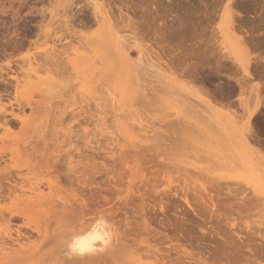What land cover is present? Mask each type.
<instances>
[{"label": "rangeland", "instance_id": "rangeland-1", "mask_svg": "<svg viewBox=\"0 0 264 264\" xmlns=\"http://www.w3.org/2000/svg\"><path fill=\"white\" fill-rule=\"evenodd\" d=\"M117 1L118 0H105L104 1L105 7H106L105 9L108 11V13H109V9H110L109 14L112 13L111 16L113 18H115V19H113V18L111 19V16L108 14V17L110 19V23L113 25L112 27L115 26L114 31H116V29H117L119 34H121L123 37H125L127 34L126 37L128 39H130V42L128 44H129V46H133L130 49V55H131L132 59L135 61L137 68L132 73V76L140 74V75H138L139 81H138V83H136L137 85L133 86V88H134L133 89V92H134L133 97L137 95L136 97H139L141 99L140 100L139 98H137L138 100H136V104L134 107H135V110H137L139 113H141V112L143 113V114L142 113L139 114L140 115L139 119H138L139 115L135 116V119H137V121L138 120L140 121V118H141V121L143 123L140 121L142 123V124H140L141 126L138 124L139 122H137V121L134 123V125H136L135 126L136 129L133 131V133L137 132L136 135H135V133L133 134L134 135V139H133L134 144L127 142L126 139L121 134L117 133L115 128L112 127V123H111V127H110L109 123H110L111 119L110 120L107 119V118L112 117V115L114 114V111H115L114 109H116V107L113 105H111V107L108 106L107 105L108 102L106 101L112 92V89H111L112 87H111L110 82H112V80H113L112 84L113 83L116 84L115 83L116 77H115V75H113V70H112V67L114 64L113 63L112 64L107 63V61H106L105 65L103 64L104 66H102L100 68L101 70H104V72H106V73L103 72L104 74L102 73V77L100 75L99 76L97 75V74L101 73L100 72L101 70L98 71L94 67H96L98 65L97 66V68H98L100 66L99 64L101 61L98 62L99 64L97 63V65H96L97 56H95L96 57L95 58L93 56V53L90 52V50H93L94 45H92V44L89 45V40H86V37H87V39H88V37L90 39L92 34L97 31V25L94 24L95 23L94 22V16L91 14L92 9L89 7L87 0H73V1L72 0H0V99L2 100V103L4 104L3 105L4 108L0 114V123L2 124L3 122H7V123L9 122L8 124L11 128L8 130V133H7L8 137H6V135H3L0 132L4 136V137L2 136L4 139L2 138V140H0V166H1L0 167V169H1V171H0V179H1L0 180V207H1L0 211H3L0 213L5 217L4 219L9 218L8 210H3L4 207L12 208L11 206L8 205L9 201L7 200L5 192H7L8 187H12L16 183H19L22 179L26 178L23 176H22L23 178L18 176L17 173H20V174L25 173L26 169H28L27 168L28 166L30 169L33 166L32 170L34 172H36V173H33V175H31V174L28 175V177H30V179H32L31 182L37 183V185L40 186V188H42L43 192L47 190V188L44 186L45 185V179H42L45 177L44 175L46 174L45 172H44L45 174L42 173L44 171V169L42 170V165H43V161H44V165L47 164L50 167L49 169H47V171H49L48 172L49 175L52 176L53 179L55 177L54 180L57 179L56 182L58 183L57 185L59 186V189H58V187L57 188L55 187L54 191L51 190L52 192L50 191L51 192L50 194H49V190H47L46 191L47 195L44 199L46 201V199L48 198L47 200H49V201L47 203L51 202L49 204L44 205L47 208L50 207V208H48V211H49V209H51L50 211H52V213H51L52 215L49 218L50 221H48L46 224H49V226H52V228L50 227L49 232L51 233V236H55L56 234H58V231H62V229H63V231H65V230L71 228L72 225H74V224L76 225L77 222L82 217H84L86 215L87 209H90L95 203H99L101 205V203L106 202V204H107V201H109V203H110L109 206H111L112 202H113L112 205H114V203L117 202V200L115 198L116 194L113 195L115 193V190H117L116 187H114V185L116 184L117 188L119 186V188H122V190L124 189V187L126 188L127 178L129 175L128 174L129 172L127 171L128 167H132V165L139 163L140 165L139 164H137V165H139L140 169L141 168L144 169V174L146 175L145 176L142 172L141 173L142 176H144L146 179L148 176L147 183H151L152 182L151 179L154 177L156 178V176L157 175L159 176L160 174L161 175L159 177L164 176V179L166 178L165 181L163 179H161V180H159V182L156 181L155 179H153V182L159 188L158 189L159 194H162L165 192V196H163V194L162 195L155 194L151 190L150 191L148 190V193H147V188L151 185L147 184V186L149 185L148 187L147 186L145 187V185H143V184L141 185V183H144V184L146 183L144 181L139 184V187L140 186L145 187L146 189L143 188V190H139V191L142 192V191L146 190L145 191L147 193L146 198H148V199L145 198L146 199L145 201L147 203H149V206H155L154 207L155 210H157V205L159 204L158 203L159 198L163 196L162 200H164V202H162L161 206L163 209L164 216H162L161 221L166 226H169V227L172 226V228H174L176 226L175 227L176 229H177V227H179L178 228L179 232L177 231L179 233V235H178L179 239L184 238L187 240L189 238V240H187V241H191L192 244L195 246L191 250L189 249L190 247H187L190 251L195 249L193 252L202 251V252H200L202 254H204L206 252V254H204L203 256L207 257L209 255L207 258L208 259L211 258L210 261H208V263H210V264H226V263L227 264H229V263L230 264H247V263L248 264H255L256 262H257V264H264V253L262 255V252H264V251H262V250H264V124H262L260 118L254 119L252 117L250 119L251 123L249 122V125L252 124V125H250V128L252 127L253 130H251L252 133H251L250 138L247 137L249 145L247 147L243 148L240 145L238 140L242 134L245 135V132L242 131V127L240 126L239 123L234 124V125L231 124L226 119V117L224 116V112H220L218 118H216V121H213L212 125L213 124L215 125L214 128L208 126L206 123H203L201 117L205 113L204 107H203L204 105L199 103L198 101H196L193 97H191V98H190V96L188 97L187 89L190 86L191 82L188 81L189 79L186 81V78L181 77V74L185 73L184 70L187 72L191 65L193 67L197 63L198 66H195V67H199V68H197V70H198L197 71V73H198L197 77H198V80L201 82L198 83L200 85H198L196 83H194V85L193 84H191V85L194 86L195 89H197V87H198V89H199L198 91L199 92L201 91V92H203L202 94H205V96H203L201 94L203 99L205 101L209 102L211 105H214L216 108L222 109L221 108L222 106L220 104L228 103V105H230V109H232V110H230L231 113H236L235 116H240L238 114H242V111H241L242 109L237 107L238 100L240 99V98L236 97L237 96L236 94L238 91L236 89L234 82L230 79L229 80L231 82L229 80H227L228 74H225L227 72H225V70L221 71L222 69L219 70V68L216 66V64L213 65L215 63V61L213 59H210V61H207L208 62L207 63L205 61H202L200 59V56L197 54L190 56L189 57L190 61L187 59L189 62H187L186 58L184 60H182V58H179V56H180L179 53H176L174 51H173L174 54L167 52V51H169V49L167 50V48H165V47L164 48L166 50L163 49V51L165 50L163 52L164 54L163 53L157 54V51L160 52V48H161L158 45H161L162 47H163V45H165L164 43L162 44L161 43L162 41L160 40V43L157 45V47L158 48L160 47V48L157 49V47L155 46L156 42L157 43L159 42L160 36L158 34H160L161 29H166L165 27L169 24V21H171L173 19L172 17L174 15L175 16H176V14L181 15V13H183L181 8H178V10L181 9V11L179 10L181 13L177 11L178 13L175 12L176 14L174 13V15L171 14V15L165 17V18L168 17L169 19L168 18L164 19V17H159V18H155L154 20H152L153 14L150 13V11H152V7H150V6L145 7L143 5H140L139 8L136 7L138 9L132 8L134 11H136V12H134V11H132V9H130V10L127 9V7L124 4L122 5V3L120 4V2L119 1L117 2ZM218 1L219 0H217V2H216V0H212V1L211 0H185V1L182 0L181 5H183V7H185L184 9H186V7H187V9H188V7H189V9L191 8L190 9L191 11L194 8H196L197 11H199V10L203 11L204 9H206V7L208 9L210 6H214V4L216 5L218 3ZM237 1H238V3H237ZM70 2H74V3L71 4ZM182 2L186 5H184ZM233 3H236L235 5L238 4L237 5L238 6L237 11L240 9L239 13H237V17L235 15V17L237 19V22L235 23V25L236 24L241 25L242 26L241 30L242 31L244 30L243 32H241L243 35L241 33L238 35L239 36L241 35L242 38L245 37L244 39H246L248 37L257 36V35H258L257 37L262 36L264 34V27L262 28V25H260L262 23L259 22V20L262 21V17H263L262 13H264V0H233ZM192 4L193 5L195 4V5L193 6ZM208 4H209V7H208ZM120 6H123V7L125 6V7L124 8L121 7V11L118 12L119 11L118 9ZM142 6H143L144 10L142 9ZM198 8H199V10H198ZM200 8H202V9H200ZM145 9H146V11H145ZM147 11H149L148 15H147ZM121 13H122V15H121ZM140 13H143V14L139 15ZM118 14L121 15L120 18H119ZM198 15H199V13H198ZM146 16L149 18V20ZM175 16H174V18H176ZM159 19H161V20L159 21ZM143 20H145V21H143ZM163 20L165 21L164 23H163ZM198 20H200V19H198ZM149 21H151V22L149 23ZM166 22H167V24H166ZM198 22H197V24L195 23L196 24L195 26H197V27L196 28L194 27L197 30V32H199V30L202 29V28L199 29V27H201V26H198L199 25ZM152 23H153V25H152ZM162 25L164 28L161 27ZM212 26H213V24H211V27ZM213 28H215V26ZM208 29H210V28H208ZM134 33H136V34L134 35ZM123 34H125V35H123ZM130 34H131V36H129ZM207 34L209 35L210 38L214 36V35L211 36L212 35L211 32H210V34L209 33H207ZM83 35H84L85 39H84ZM250 35H253V36H250ZM79 36H82L83 38L82 37L81 38L84 39L86 41V43H84V42L81 43V41H84V40H81V38H78ZM217 36H219V35L217 34ZM239 36H235V37H239ZM129 37H133V39L129 38ZM136 39H140V40H136ZM131 40H135V41L131 42ZM76 41H78V42H76ZM53 43H56L57 45H59L61 47H65L66 48L65 50H67V53H70L71 52L70 48H74L75 45L81 44V47H82L83 45L86 44L85 47L87 49V51H86L87 55L82 59L83 64L81 63V66L77 67L76 70H71L72 67H70L71 65L69 63H67V61H69V59H71L73 56L67 57V55L63 60H61L63 57L61 59H59V62H61L60 65L49 63V61L44 59L42 55L44 54V52L47 49H49L51 47V45ZM211 44H214V42L213 43L211 42ZM87 45H88V48H87ZM89 47H91L92 49ZM136 49L140 50L143 55L141 54L142 56L138 57V53H136L137 52ZM155 50H157V51H155ZM256 50L259 52H255ZM249 51H250L249 57L251 58L252 61H250V66H249L250 75L246 77V80H247V83L250 82V84L245 86L246 93L244 94L243 97L250 100L252 98L250 95L253 96L252 91H253V89H255L253 87L257 86L259 89L258 92L260 94L259 97L262 96L261 102L264 106V91H263L264 90V73H263L264 72L263 71L264 70L263 69L264 68V55H263L264 49H262V48L255 49L253 53H252V49ZM155 52H156V54H155ZM161 52H162V50H161ZM195 52H196V50H195ZM177 54L179 56H177ZM156 55H158V56H156ZM169 56L170 57L172 56L174 58L171 57L172 59H169L170 58ZM137 57L139 59L140 58L141 59L139 60ZM255 58H258V59H256V61H255ZM175 60H177V61H175ZM104 61L105 60H103L102 62L104 63ZM180 61L181 62L183 61V62L181 63ZM77 62H79V61H77ZM176 62H178V63L176 64ZM210 62H211V65H210ZM62 63H63V65H62ZM180 63L182 66L180 65ZM198 63H200L201 65H199ZM73 64H76V62L75 63L73 62ZM183 64L185 67L183 66ZM28 65L33 66L32 67L33 69H36L37 67H39V71L42 72L41 76H44L43 78H46L45 77L46 75H43L44 69H45V71L49 70L51 72H55L56 75L53 73L55 75V76L53 75L55 79L54 78L53 79H54V81L57 82L54 84L56 87L53 84L49 83V81H48L49 79H48L47 82H48V84H50V86L46 85L47 83L46 84L44 83L45 85L41 84L42 86L39 83L38 84L36 83L37 85H40V86L37 87V85H36V88L32 89L31 91L29 90L30 92L28 91V89H29L28 87H27L26 91H25V89H17L16 90V88L14 86L15 80L12 77L15 76L18 78V80L22 81L21 76H22V74H25V73H23L24 70H25V72H27L28 70L26 68H30V66H28ZM78 65H79V63H77L76 66H78ZM171 66H173V67L171 68ZM169 67H170V69H169ZM175 68H177V69H175ZM202 68L204 70H202ZM41 70H43V71H41ZM39 71H38V73L41 74ZM172 71H174V73ZM177 71H180V72H177ZM76 72H79V75ZM167 72H169V73H167ZM176 75L178 76V79H177ZM167 76H170L172 78L171 79L172 81H169L166 78ZM174 77L176 79H174ZM99 78H101V79H99ZM181 78L184 80H182ZM44 81H45V79H44ZM164 81H165V83H167L169 85L165 84V87H164V85H163ZM87 82H89V83H87ZM90 82H91V84H90ZM187 83L189 84V86H187L188 85ZM201 83H202V85H201ZM108 84H110V85H108ZM195 84L198 86H196ZM162 85H163V87H162ZM249 85L252 89L249 88ZM51 86H52V88H51ZM74 86H75V88H74ZM148 87L150 89L152 87H154L155 89L154 88H152V89H154L155 92H153V90H150ZM146 88H148L149 91L152 93H150L148 91L150 94L148 93V96H147L148 98H146L147 100L146 99L144 100V98L142 96L144 95V91ZM88 89H90V90H88ZM18 90H20V93L22 92L21 95H20ZM22 90H24V91H22ZM145 92L147 93V89ZM28 93H29V95H28ZM224 93H226V94H224ZM22 94H24L25 96ZM107 94H109L108 97L106 96ZM138 95H140V96H138ZM208 95L209 96L211 95V97L208 98ZM227 95L228 96L230 95L229 96L230 100H229ZM212 96H213V99H212ZM210 98L213 101L212 100L210 101ZM27 99H29L28 101H30L29 106H27V104H26ZM77 99L79 102L77 101ZM184 99H189L191 104H195V105H193L194 108H192L193 106H191V108H188V107L184 108V106H181V108H183L181 110L180 102ZM109 100L110 99H108V101ZM85 101H86L87 105H86ZM214 101H215V103H212ZM103 102H105V103H103ZM100 105H102V106H100ZM103 105H106L105 106L107 109L106 115L103 114L106 111V109H105V111H104V109H102ZM20 106L22 108H24V111H25L24 114H22L21 112L19 113V111H20L19 107ZM62 107H63V110L61 109ZM195 107H197V108L195 109ZM30 108H32L33 110ZM187 108L190 111V113H188ZM51 109H53V110H51ZM61 110H62V112H61ZM80 110H82V111L80 112ZM102 110L104 112H102ZM184 110L187 111V116H186L187 118L185 117L186 114H185ZM202 110H203V112H202ZM233 110H236L237 112H235V111L232 112ZM262 110L264 111V108ZM182 113L184 116H182ZM177 114L181 115L180 116L181 118ZM17 115L20 117V120H19V117ZM110 115H111V117H110ZM184 117H185V119H184ZM100 118H101V120L103 118L102 122L99 121ZM179 118L183 119L184 121L186 120V121L183 122ZM106 119H107V121H106ZM198 119H201V120H198ZM218 119H219V121H218ZM2 120H3V122H2ZM21 120L23 121L24 124L22 122H19ZM25 120H26V122H25ZM237 120H239V118ZM105 121L108 123H106ZM195 121L197 123L199 122V124L202 122L201 123L202 125H200L199 127L203 128L202 130L205 131V133L203 131L202 135L203 136L207 135L206 138H204L201 135L204 140L200 139V137L197 138L195 136V135L198 136L197 132H195L196 133L195 135H194V133L192 134V132L189 133L190 131L187 128V125L185 126V124H184L187 122H188V124H190V122L194 123ZM103 122H104V125L102 124ZM174 123L178 127L180 125L179 129L177 128L176 125L172 126ZM98 124H99V126H98ZM113 124H115V123H113ZM167 124L171 125L170 127H172V128L169 129L170 127ZM53 125H54V127H53ZM102 125L107 126L108 127L107 129H109L107 131H109L110 133L103 130L104 127ZM147 126H148V128H147ZM217 126H219L218 129H217ZM207 127H209L210 129L212 128V129L211 130L209 128L207 129ZM166 128H168V129H166ZM215 128L217 130H215ZM137 129L138 130L141 129L140 130L141 132L138 131ZM143 129H144V131H142ZM100 130H101V132H100ZM185 130L186 131L188 130L189 132L188 131L186 132ZM50 131H52V132H50ZM253 131L256 133H254ZM219 132H221V133H219ZM10 133H12V134H10ZM167 133H168V135H167ZM170 133H171V135H170ZM199 133H201V132H199ZM174 134H176V135H174ZM191 134H192V136H191ZM221 134L223 137L221 136ZM137 135L140 136L142 139L141 138H139L141 140L137 139L135 137ZM169 137H170V139H169ZM116 138H118V139H116ZM176 138H178L179 141H177ZM186 138H187V141L189 140V143L187 141L185 142ZM207 138H209V139L213 138L218 144L220 143L219 145L221 148L224 146L221 149L220 154L223 155V153H224V155L228 156L227 159L223 160V163H219V164L217 163L216 168H215L216 165L214 163V160L217 162V160H216L217 157H215L217 155L214 154L215 155L214 156L212 153V156H211L210 153L207 152L206 157H205V154L199 153V150H198L200 147L199 144H202V148H203V144L205 143V139H207ZM12 139L14 141H12ZM62 140H63V142H62ZM250 141H251V143H250ZM15 144L18 147H16ZM181 144H183V145H181ZM222 144H223V146H221ZM132 145L133 146L135 145V146L133 147ZM174 145H175V147H174ZM192 145H193V148H196L197 146L198 147L196 149H192V147H191ZM167 146H169V147H167ZM180 146L181 147L184 146V147L181 149ZM186 146H188V147L190 146V148H188ZM205 146L207 147V145H205ZM15 147H16V150H17V148H18V150H20L19 153H16L17 155L14 154V157L17 156L18 158L17 157L11 158L10 151H12V150L14 151ZM225 147H227V148L225 149ZM167 151H169V153ZM171 151H173V152H171ZM174 152H176V154H174ZM177 152L178 153L180 152L179 153L180 155H177L178 154ZM211 152H214V151H211ZM227 152H230V153H227ZM23 153H25V155ZM214 153H216V152H214ZM18 154H19V156H18ZM228 154H230V155H228ZM194 155H196V157H194L195 159L193 158ZM200 156H202V160H201ZM199 157H200V160L198 159ZM1 158H2V160H1ZM10 158L14 161V163H12L13 161L10 160ZM204 158H206L208 160L204 161ZM209 158H211V159L209 160ZM229 158L231 160H229ZM3 160H5V161H3ZM211 160L213 161L214 164L212 162H210ZM203 162L204 163L206 162V163L204 164ZM237 163H238V165H237ZM36 165L39 167L41 166V168L37 167ZM164 165H166V166L169 165V167L167 166L168 168H166V166H165L163 168L162 166H164ZM205 165H206V167H204ZM194 167H196V168H194ZM202 167H204L203 170H205V171H202ZM210 167H212V168H210ZM248 167L254 170L253 172L256 175L255 176L256 181L254 179V181L250 180V181L246 182L244 179H242L243 177L247 176V174L245 175V173H247ZM37 168H39L41 170V172H39L40 170ZM217 168H219V169H217ZM30 169H28V170H30ZM89 169L91 170V172ZM187 169L192 170V173L194 174V172H195L198 176L191 174L190 170H189L190 172L188 173ZM206 169L212 170V172L210 170L209 171L211 172V175L215 178L219 177V176H222V177L224 176V177L220 179V182L218 181L219 186L214 184L212 187V183H211L210 184L211 187H210L209 182H206V183L204 182V184L206 185L205 187L207 189L206 190L207 193L202 192V194H201L202 196L199 195V193L201 192L200 189L198 188L199 189L198 190L196 187L198 192L197 191L194 192L197 195V196H195V194H194L193 195L194 197H198V198L201 197L203 199L205 197V199H207V195L208 194L212 195V193H213L214 194V195H212L213 200L215 202L218 201V204H220V205L226 203L227 207L229 206V204L231 205V203H233L231 206H234V205L238 206V204L240 203L239 201L244 200V199H245V203L249 202V200H250L251 201V202H249L250 204L251 203L257 204V205L251 204L250 205L251 209H249L250 212H247V213L238 214L237 212H234V211H232V212H229V211L220 212L221 214H223V222L221 224L222 229L219 231V236H220L221 240L217 239V238L215 240V239H212L211 237H208V235L206 236L207 233L213 235L214 229L211 228V225H212L211 223H206V222L203 223L201 221V219H199L197 217L194 218L191 213H189V214L192 215V216L190 215L192 218L189 216V214H188V216L190 219L188 218L187 215H185V217H184V214H181L183 208H185L183 205V202L180 201L181 199L179 197L177 198L176 196L175 197L172 196L175 189L177 187L179 188L178 185L183 186V184L185 183L184 180H186V182H188V183L191 180L193 183H195L194 185H196V184L198 185V184L203 183L202 181H205L204 179L207 176L206 181H208V179L210 178V177H208V176H210V173H209V175H206L208 173V172H206ZM245 170H246V172L244 173ZM165 171L171 177H173V176L174 177L171 178L168 174H167L168 176L165 177V175H164L166 173ZM241 171H243V172L241 173ZM86 172H89V173L86 174ZM111 172H113V173L111 174ZM201 172L202 173L206 172V173H204V175H202V174L199 175ZM41 173H42V175H41ZM38 174H40L42 177H40V175H38ZM151 175H152V177H150L151 178L150 179L149 176H151ZM192 175L194 177H191ZM38 176L40 178L36 180V178ZM2 177H4V179ZM190 177L192 179H196L197 181L192 180ZM167 178L168 179L170 178L169 181L172 183L169 186H168V182H166ZM197 178L201 182L198 181ZM187 180H189V181H187ZM84 181H85V183H84ZM238 181H241V182H239V186H243L242 187L243 188V190H242L243 194L239 193V195H234V194H238V192H240L239 190L242 189L240 187V189L237 190V187L239 188L238 183H237ZM24 182L26 184L25 183H24L25 185L23 183L22 184L25 187H28L27 182L26 181H24ZM153 182L151 183L152 186H153ZM235 182L237 185L235 184ZM112 183H113V187H112ZM220 184H222V185H220ZM225 184H227V185H225ZM234 184H235V186H234ZM244 184L246 186H244ZM174 186H175V188L173 189ZM229 186H231V187H229ZM170 187L173 190L170 189ZM216 187L218 188V191H216V189H217ZM223 187H224V189H223ZM228 188H230V189H228ZM233 188L234 189L236 188V190H234ZM24 189H27V188H24ZM150 189H152V187ZM113 190H114V193H113ZM166 191H167V193L171 192V195L168 194L169 196H166L167 195ZM236 191H238V192H236ZM46 192H44V193L46 194ZM141 192H139V193L141 194ZM73 193L75 195H78V197L75 196ZM122 193H123V191H122ZM177 193H179V192H177ZM205 193H206V195H205ZM71 194H72V196H74V198L76 197V199L79 198V196H80L82 203L85 205L84 208L79 207L78 206L79 203H78V205H74V203L76 201L74 202L73 197L72 196L70 197ZM142 194H144V192H142ZM135 196H137V195H135ZM193 196H191V197H193ZM248 196H250V197H248ZM49 197H51V198L49 199ZM144 197H145V195L142 196V199H144ZM167 197L169 199H167ZM3 198H5V199L2 200ZM70 198H72L73 200ZM56 200H58V201L56 202ZM66 200L67 201L69 200L68 203H65V202H67ZM105 200H107V201H105ZM112 200H114V201H112ZM70 202H74V203L72 204ZM173 202L181 205L182 210H180V208L175 210L171 206V203H173ZM234 203H236V204H234ZM9 204H10V202H9ZM64 204H66L65 205L67 207L66 209L64 207ZM75 204H77V202ZM55 205H56V207H54ZM62 205H63L64 210L62 209ZM44 206H42V207H44ZM74 206L75 207L78 206V207L75 208ZM119 206H121V205H119ZM119 206L117 205V208L119 210L116 211L117 212V216H116L117 219L116 220L120 219L119 220L120 222L117 224V226H119L123 229L125 227V224H128L130 226V228H128V227L127 228L131 230L130 231V230L126 229V227L123 229L124 232H123V230H121L125 234L129 233L128 236L126 235L127 237L125 236L126 238L123 235V238H125L127 242H130V244L132 243V241H140L141 239H143V236L142 235H141V237L139 236L140 232L138 233L139 229H138V226H136V224L137 223L139 224V222H140L139 216L137 219L138 213H133L135 211L130 210V208L125 209L126 208L125 205L123 207H119ZM2 207H3V209H2ZM73 207L75 209H73ZM107 207L108 206H106V208ZM13 208H15V207H13ZM47 208L44 207L43 209L42 208L37 209V211L41 210V209L45 211V212H43L41 210L39 213H37L36 210L34 211V209H35L34 208L32 214H31L32 217L30 215L31 219L33 220L34 217L35 218L37 217V218H39L38 220H36L37 222H39L40 220L44 222V220H42L41 216H43L44 213L46 214ZM231 208L232 207H229L230 210H231ZM234 208H237V207L236 206L233 207L232 210H234ZM229 209L227 208V210H229ZM65 210H68V212ZM125 210H127V211H125ZM50 211L47 213H50ZM42 212H43V214L41 215L40 213H42ZM54 212H55V214H54ZM1 214H0V216H1ZM131 215H132V217H131ZM182 215L184 218L182 217ZM12 216H13L12 218H14V219L12 220V219H10L11 218L10 217L9 218V224H6L3 221H2L3 224H1L2 222H0V226L3 228H4V226L9 225V230H7V231L4 230V231H5V233L9 232L10 239L7 236V234H6V237H4L3 235H5V234L3 233V235H2V237H4L3 238L4 240L2 239L3 244L6 243V245L13 246L16 243V241H20V242L26 241V238H30V236H33L32 238H30V240H32L36 237L30 228L24 226L25 221L23 220V222H22V219L20 220V218H19L20 216L18 214H14ZM125 216H126V219H128V221L125 219ZM52 217H53L54 221H53V219H51ZM128 217H130V218H128ZM187 218L189 220H187ZM43 219H44V217H43ZM130 219H132V220H130ZM194 219L195 220L197 219V220L195 221ZM198 219L201 222H199ZM32 220H31V222H32ZM133 220H134V222H133ZM36 221L33 220V222H36ZM41 221H40V223L43 224V222H41ZM197 221L199 222V224ZM132 222H133V225L131 224ZM193 222H194V224L196 222L197 225L195 224L193 226ZM182 223H184L183 226H180ZM201 223H202V225H201ZM53 226L58 227V228H54ZM52 229H53V231H55L54 233H52ZM16 230L18 232H16ZM121 231H119V232H121ZM132 231H134V232H132ZM155 231H158V230H155ZM159 231H162V230H160V228H159ZM162 234H164V233H161V235ZM170 236L171 235L168 234V237H170ZM162 237H163V235H162ZM162 237H161L162 240H160V241H162L163 243H161V245L159 244L158 247H160V248L162 247L163 249H165L164 251H167L168 249H166V248H169L170 244L167 242V240L164 239V237L163 238ZM225 237H227L226 238L227 242L231 241L232 243H234V241H235L236 243L232 244L231 242H229L228 245L223 244V238H225ZM53 238H55V239L49 240L48 244L46 243L43 246L42 250L40 251L41 252L40 253L41 255H39L40 258H42V259L47 258L49 260L51 255L53 256L55 251H58V249L60 248V243L56 239L57 237H53ZM245 239H247V240H245ZM237 240H239V241H237ZM11 241L13 242L12 243L13 245L11 244ZM246 241L249 243H247ZM242 242L245 245H243ZM173 243H175V241H173ZM0 244H2V243H0ZM247 244H250L251 246L247 245ZM166 245H167V247H166ZM242 245L245 246V248ZM14 246H16V245H14ZM224 246H225V248H228V247H230V248L225 249L226 250L225 251L223 249ZM253 247L256 249H254ZM162 248H161V250H163ZM237 248H239V249H237ZM249 249H250V251L251 250L252 251L249 252L248 251ZM210 250H211V252H210ZM219 250H220V252H219ZM239 250H241V251H239ZM209 252L212 254H210ZM254 252H255V255H249V254H253ZM259 252H261V255L256 256V253H257V255H259ZM222 253H224V254L220 258ZM175 254H176V256L178 255L174 251L173 252L171 251V253L169 252V256L170 257L172 256V257L171 258L169 257L171 260H168V261L169 262L175 261L173 264H175V263L177 264V262H176L177 259L175 258L176 257ZM225 255H227V257L230 256L228 258V260H227V258L222 259V258H224ZM134 257H135V255L131 256V258H134ZM179 257L181 258V255L180 256L178 255V260H177L178 263L179 262L183 263L184 261H187V260H184L183 257H182L183 259H180ZM218 257L221 259V262H220V259H218ZM260 257H262V258H260ZM172 258H173V261H172ZM246 258H248V259H246ZM252 258L253 259L258 258V261H255L254 263H252V261L245 263V261L252 260ZM51 259H52V257H51ZM179 259L184 260V261L183 262L179 261ZM215 259H217V261H215ZM37 260H39V259H37ZM48 260H46V261H48ZM123 260H125V259H123ZM126 261H127V259H126ZM124 262L125 261L120 262V263L124 264ZM171 262L168 264H172ZM190 262L191 261H189L188 263H190ZM1 263L2 262H0V264ZM188 263L186 262L185 264H188ZM191 263L193 264V262H191Z\"/></svg>", "mask_w": 264, "mask_h": 264}, {"label": "bare ground", "instance_id": "bare-ground-1", "mask_svg": "<svg viewBox=\"0 0 264 264\" xmlns=\"http://www.w3.org/2000/svg\"><path fill=\"white\" fill-rule=\"evenodd\" d=\"M73 1V0H72ZM104 1L105 0H87V3H88V5H89V7L92 9L91 11H92V15L94 16V24H96L97 25V31L95 32V33H93L92 34V36H91V38L89 39V37H88V39H87V37H86V40H89V45L90 44H92V45H94V48H93V50H90V52L91 53H93V56L95 57V56H97V58H96V60H97V62H96V65H97V63L98 62H100V66L97 68V66L96 67H94V68H96L98 71H100L101 69V67L102 66H104L105 65V62L107 61V63H110V64H114L113 65V67H112V70H113V75H115V83L116 84H112V82H113V80H112V82H110V84H111V89H112V92H111V94L109 95V94H107L106 96L108 97V95H109V97L107 98V105L108 106H110L111 107V105H113V106H115L116 107V109H114L115 111H114V114L112 115V117H111V115H110V117L111 118H107V119H111L110 120V127H111V123H112V127H114L115 128V130H116V132L117 133H119V134H121L125 139H126V141L127 142H130L131 144H134L133 143V139H134V133H135V135L137 134V132H134L133 133V131L136 129L135 128V126L136 125H134V123L137 121V119H135V116H138L139 114H141V113H139L137 110H135V104H136V100H138L137 98H139V97H136V96H134L133 97V95H134V92H133V86L134 85H137L136 83H138V81H139V77H138V75H140V74H138V75H135V76H132V73L136 70V63H135V61L132 59V57H131V55H130V49L133 47V46H129V42H130V39H128L126 36H127V34H126V36L125 37H123L121 34H119V32L117 31V29H116V31H114V27H112L113 25L110 23V19H109V17H108V14L110 13V9H109V13H108V11L105 9L106 7H105V3H104ZM119 2H120V4L122 3V5L124 4L126 7H127V9H138L139 7H140V5H143V6H145V7H152V11H150V13L151 14H153V18H152V20H154L155 18H159V17H164V19H167V18H165L166 16H169V15H174V13L175 12H180L181 11V9H182V12L183 13H181V15H178V14H176V18H174V16L171 18L172 20L171 21H169V24L165 27L166 29H161V32H160V34H158L159 36H160V38H159V42L157 43L156 42V47H157V45L160 43V40L162 41L161 43L163 44H165V45H163V47L161 46V45H158V46H160L159 48H160V52L159 51H157V50H155V51H157V54L159 53H163L166 49L165 48H167V50L169 49V51H167V52H170V53H173V51L174 52H176V53H179V55L177 54V56H179V58H182V60H184L185 58H186V60L188 59L189 60V57L190 56H193V55H199L200 56V59L202 60V61H205V62H207V61H210V59H213L214 61H215V63L213 64V65H215L216 64V66L219 68V70H221V71H223V70H225V72H227V73H225V74H228L227 75V80H232L233 82H234V84H235V86H236V89H237V96L236 97H238V98H240L239 100H238V105H237V107L238 108H241L242 110V114H238V115H240V116H235V114L236 113H231V111L230 110H232V109H230V105H228V103H225V104H220L222 107V109H219V108H216L214 105H211L209 102H207V101H205L204 99H203V97H202V95L203 96H205V94H202L203 92H199L198 90V87H197V89H195L194 88V86H192L191 84H193L194 85V83H196V84H198L199 82H201V81H199L198 80V77H197V68H199V67H195V66H198L197 65V63H196V65H194L193 67H192V65L190 66V68H189V70L186 72L185 70H184V72L185 73H182L181 74V77H185L186 78V81L188 80V81H190L189 83H190V86H189V84L187 85V86H189L188 87V89H187V95H188V97L190 96V98L191 97H193L196 101H198L199 103H201V104H203L204 106V111H205V113L203 114V116L201 117V119H202V122L203 123H206L208 126H210V127H215V125L213 124L212 125V123H213V121H216V118H218V116H219V113L220 112H224V116L226 117V119L231 123V124H240V126L242 127V131H244L245 132V135L244 134H242L240 137H239V143H240V145L243 147V148H245V147H247L248 145H249V142H248V140H247V137H249L250 138V136H251V133H252V131L251 130H253L252 129V127L250 128V125H252V124H250L249 125V122H250V119L253 117L254 119H259L260 118V120H261V122H262V124H264V111L262 110L263 108H264V106H263V104H262V102H261V97L262 96H260L259 97V89H258V87L257 86H254L253 88H255V89H253V91H252V94H253V96L252 95H250L252 98L250 99V100H248L247 98H244L243 96H244V94L246 93V88H245V86L246 85H248V84H250V82L249 83H247V80H246V77L247 76H249L250 75V73H249V66H250V61H252L251 60V58L249 57L250 56V51L249 50H251L252 49V53L254 52V50L255 49H260V48H262V49H264V34L262 35V36H259V37H257V36H253V35H250V36H253V37H248V38H246V39H244V38H242L241 37V35L239 36L238 34H240L241 32H243L242 30H241V25H239V24H236L235 25V23L237 22V19H236V17H237V13H239V10L237 11V5H235L236 3H233V0H219L218 1V3L215 5L214 4V6H210L209 7V4H208V9H207V7H206V9H204L203 11H200L199 10V8H198V10L199 11H197V9L196 8H194L192 11L189 9V7H188V9H187V7H186V9H184L185 7H183V5H181V1L182 0H118ZM117 1V2H118ZM125 1V2H124ZM183 1H185V0H183ZM212 1V0H211ZM116 2V3H117ZM216 2H217V0H216ZM240 2V1H239ZM71 4H73L74 2H70ZM111 3V2H110ZM115 3V4H116ZM183 3V2H182ZM187 3V2H186ZM202 3V2H201ZM212 3V2H211ZM237 3H238V1H237ZM184 4V3H183ZM241 4V3H240ZM184 5H186V4H184ZM193 5V4H192ZM195 5V4H194ZM193 5V6H194ZM70 6V5H69ZM124 6V7H125ZM143 6H142V9L144 10V8H143ZM121 7H123V6H120L119 7V11L118 12H120L121 11ZM123 7V8H124ZM136 7H138V8H136ZM183 7V8H182ZM191 7V6H190ZM241 7V6H240ZM115 8V7H114ZM177 8V9H176ZM178 8H181V9H179L178 10ZM242 8V7H241ZM132 9V11H134ZM141 9V8H140ZM147 9V8H146ZM146 9H145V11H146ZM151 9V8H150ZM200 9H202V8H200ZM128 10V11H129ZM149 10V9H148ZM116 12V11H115ZM117 12V13H118ZM134 12H136V11H134ZM140 12V11H139ZM138 12V13H139ZM144 12V11H143ZM177 12V13H178ZM148 13H149V11H147V15H148ZM179 13V14H180ZM198 13H199V15H198ZM141 14H143V13H140L139 15H141ZM263 14V17H262V21H260L259 20V22H261L262 24H260V25H262V28L264 27V13H262ZM110 16L112 15V13L111 14H109ZM119 15V14H118ZM121 15H122V13H121ZM121 15H119V18L121 17ZM235 15H236V17H235ZM202 18H201V17ZM147 17V16H146ZM150 17V16H149ZM113 17L111 16V19H112ZM118 18V17H117ZM145 18V17H144ZM148 18V17H147ZM150 18V19H151ZM113 19H115V18H113ZM169 19V18H168ZM198 19H200V20H198ZM148 20H149V18H148ZM161 19H159V21H160ZM143 21H145V20H143ZM199 21V22H198ZM148 22V21H147ZM151 21H149V23H150ZM165 21L163 20V23H164ZM197 22L199 23V25L198 26H201V27H199V29L200 28H202V29H200L199 30V32H197V30L195 29L197 26H195L196 24H197ZM196 23V24H195ZM116 24V23H115ZM166 24H167V22H166ZM211 24H213V26L211 27ZM256 24V23H255ZM117 25V24H116ZM152 25H153V23H152ZM151 25V26H152ZM155 25V24H154ZM150 26V25H149ZM156 26V25H155ZM215 26V28H213ZM258 26V25H257ZM117 27V26H116ZM162 28H164L163 27V25L161 26ZM195 27V28H194ZM256 27V26H255ZM260 27V26H259ZM118 28V27H117ZM160 28V27H159ZM208 28H210V29H208ZM208 29V30H207ZM259 29V28H258ZM261 29V28H260ZM119 30V29H118ZM159 30V29H158ZM210 30V31H209ZM134 31V30H133ZM209 31V32H208ZM124 32V31H123ZM122 32V33H123ZM158 32V31H157ZM210 32H211V36H213V37H209V35L207 34V33H209L210 34ZM215 32V33H214ZM121 33V32H120ZM214 33V34H213ZM247 33V32H246ZM129 34V33H128ZM132 34V33H131ZM131 34L129 35V36H131ZM136 33H134V35H135ZM217 34L219 35V36H217ZM242 34V33H241ZM121 35V36H120ZM123 35H125V34H123ZM133 35V34H132ZM243 35V34H242ZM217 36V37H216ZM235 36H239V37H235ZM82 36H79L78 38H81ZM83 37H84V35H83ZM82 37V38H83ZM94 37V38H93ZM135 37V36H134ZM241 37V38H240ZM81 38V40H84L85 39V37H84V39H82ZM129 38H132L133 39V37H129ZM144 39V38H143ZM80 40V39H79ZM78 40V41H79ZM80 40V41H81ZM136 40H140V39H136ZM214 40V41H213ZM78 41H76V42H78ZM133 41H135V40H131V42H133ZM58 42V41H57ZM86 43V41L84 40V41H81V43ZM91 42V43H90ZM211 42L213 43L214 42V44H211ZM80 43V42H79ZM155 44V43H154ZM218 44V45H217ZM61 45V44H60ZM86 45V44H85ZM85 45H83L82 47H81V44L79 45H75V47L74 48H70V53H67V50H65L66 48L65 47H61V46H59V45H57L56 43H53L52 45H51V47L49 48V49H47L45 52H44V54L42 55L43 56V58L44 59H46L47 61H49V63H52V64H59L60 65V63L61 62H59V59H61L62 57V59L61 60H63L65 57H66V55H67V57L68 56H73L71 59H69V61H67V63H69L71 66L70 67H72V69L71 70H76L77 69V67H79V66H81V63L83 64V61H82V59L87 55L86 53V51H87V49H86V47H85ZM217 45V46H216ZM80 46V47H79ZM61 47V48H60ZM165 47V48H164ZM87 48H88V45H87ZM89 48H91V47H89ZM158 47H157V49H159ZM92 49V48H91ZM163 49H165L164 51H163ZM69 50V49H68ZM161 50H162V52H161ZM195 50H196V52H195ZM136 53H138V57L139 56H142L143 54H142V52L140 51V50H138V49H136ZM172 51V52H171ZM255 52H259V51H255ZM142 54V55H141ZM155 54H156V52H155ZM164 54V53H163ZM162 54V55H163ZM174 54V53H173ZM172 54V55H173ZM264 55V54H263ZM156 56H158V55H156ZM137 57V58H138ZM170 57V56H169ZM172 57V56H171ZM169 58V59H172V58H174V57H172V58ZM197 57V56H196ZM136 58V59H137ZM143 58V57H142ZM263 58V57H262ZM139 59V58H138ZM137 59V60H138ZM141 59V58H140ZM139 59V60H140ZM177 59V58H176ZM197 59V58H196ZM199 59V58H198ZM256 59H258V58H255V61H256ZM103 60H105L104 61V63L102 62ZM174 60V59H173ZM179 60V59H178ZM187 60V62H189ZM77 61H79V62H77ZM82 61V62H81ZM169 61V60H168ZM175 61H177V60H175ZM200 61V60H199ZM73 62L75 63L76 62V64H73ZM94 62V63H95ZM181 62V61H180ZM183 62V61H182ZM181 62V63H182ZM65 63V62H64ZM77 63H79V65L78 66H76L77 65ZM106 63V64H107ZM178 62H176V64H177ZM181 63H180V65H181ZM195 63V62H194ZM193 63V64H194ZM208 63V62H207ZM257 63V62H256ZM104 64V65H103ZM175 64V65H176ZM199 65H201L200 63H198ZM206 64V63H205ZM62 65H63V63H62ZM66 65V64H65ZM64 65V66H65ZM204 65V64H203ZM202 65V66H203ZM210 65H211V62H210ZM260 65V64H259ZM28 66H30V65H28ZM27 66V67H28ZM83 66V65H82ZM95 66V65H94ZM170 66V65H169ZM182 66V65H181ZM180 66V67H181ZM183 66H184V64H183ZM252 66V65H251ZM33 66H30V68H26L27 70V72H25V70H24V72L23 73H25V74H22V76H21V79H22V81L21 80H18V78L17 77H15V76H13L12 78L15 80V88H16V90L17 89H25V91L27 90V87L29 88L28 89V91L30 90H32V89H34V88H36V85L39 83L40 85L41 84H43V85H45L46 83V85H48V86H50V84H48V82H47V80L49 81V83H51V84H55V83H57L56 81H54V76L56 75L55 74V72H51V71H49V70H46L45 71V69H44V72H43V75H46L45 77L46 78H43L44 76H41L42 75V72H40L39 71V67H37L36 69H33L32 68ZM69 67V68H70ZM76 67V68H75ZM173 66H171V68H172ZM175 67V66H174ZM179 67V66H178ZM185 67V66H184ZM189 67V66H188ZM205 67V66H204ZM211 67V66H210ZM213 67V66H212ZM216 67V68H217ZM74 68V69H73ZM217 68V69H218ZM95 69V70H96ZM169 69H170V67H169ZM175 69H177V68H175ZM174 69V70H175ZM180 69V68H179ZM213 69V68H212ZM264 69V68H263ZM172 70V69H171ZM202 70H204L203 68H202ZM254 70V69H253ZM257 70V69H256ZM38 71L41 73V74H39L38 73ZM41 71H43V70H41ZM258 71V70H257ZM262 71V70H261ZM264 71V70H263ZM101 73H99V74H97L98 76L100 75L101 77H102V73L104 72V70H101L100 71ZM111 72V71H110ZM173 73H174V71H172ZM177 72H180V71H177ZM259 72V71H258ZM22 73V72H21ZM55 75H54V74ZM78 75H79V72H76ZM84 73V72H83ZM104 73H106V72H104ZM103 73V74H104ZM167 73H169V72H167ZM264 73V72H263ZM76 74V75H77ZM171 74V73H170ZM54 75V76H53ZM175 75V74H174ZM178 75V74H177ZM176 75V76H177ZM23 77V78H22ZM104 77V76H103ZM257 77V76H256ZM54 78V79H53ZM169 81H172L171 79V77L170 76H167L166 77ZM20 79V78H19ZM44 79H45V81H44ZM99 79H101V78H99ZM174 79H176L175 77H174ZM177 79H178V76H177ZM182 79V78H181ZM53 80V81H52ZM182 80H184V79H182ZM229 80V81H230ZM51 81V82H50ZM41 82V83H40ZM43 82V83H42ZM54 82V83H53ZM193 82V83H192ZM231 82V81H230ZM37 83V84H36ZM45 83V84H44ZM87 83H89V82H87ZM90 84H91V82H90ZM89 84V85H90ZM110 84H108V85H110ZM165 84L166 85H169V84H167V83H165V81H164V87H165ZM195 84V85H196ZM204 84V83H203ZM252 84V83H251ZM40 85H37V87L38 86H40ZM163 85H162V87H163ZM198 85H200V84H198ZM198 85H196V86H198ZM201 85H202V83H201ZM22 88H21V87ZM34 86V87H33ZM42 86V85H41ZM55 86V85H54ZM58 86V85H57ZM77 86V85H76ZM114 86V87H113ZM56 87V86H55ZM110 87V86H109ZM167 87V86H166ZM201 87V86H200ZM51 88H52V86H51ZM74 88H75V86H74ZM98 88V87H97ZM149 88V87H148ZM148 88H146L147 89V93L145 92L146 91V89H145V91H144V95L142 96L143 98H144V100L146 99V98H148L147 96H148V93L150 92L149 91V89ZM152 88H154V87H152ZM150 89V90H153V92H155L154 91V89ZM249 88H251L250 87V85H249ZM107 89V88H106ZM110 89V88H109ZM252 89V88H251ZM263 89V88H262ZM88 90H90V89H88ZM94 90V89H93ZM201 90V89H200ZM203 90V89H202ZM206 90V89H205ZM261 90V89H260ZM19 91V93H20V90H18ZM22 91H24V90H22ZM29 91V92H30ZM74 91V90H73ZM149 91V92H148ZM224 91V90H223ZM250 91V90H249ZM264 91V90H263ZM76 92V91H75ZM107 92V91H106ZM207 92V91H206ZM18 93V94H19ZM22 93V92H21ZM21 93H20V95H21ZM71 93V92H70ZM79 93V92H78ZM85 93V92H84ZM146 93V94H145ZM150 93H152V92H150ZM149 93V94H150ZM205 93V92H204ZM248 93V92H247ZM81 94V93H80ZM79 94V95H80ZM142 94V93H141ZM202 94V95H201ZM224 94H226V93H224ZM22 95H24V94H22ZM28 95H29V93H28ZM92 95V94H91ZM186 95V94H185ZM184 95V96H185ZM212 95V94H211ZM211 95L209 96L208 95V98L209 97H211ZM232 95V94H231ZM248 95V94H247ZM25 96V95H24ZM75 96V95H74ZM138 96H140V95H138ZM228 96V95H227ZM230 96V95H229ZM229 96H228V98H229ZM249 96V95H248ZM247 96V97H248ZM82 97V96H81ZM136 97V98H135ZM141 97V98H142ZM83 98V97H82ZM250 98V97H249ZM108 99H110L109 101H108ZM140 99V98H139ZM212 99H213V96H212ZM211 98H210V101L212 100ZM29 99H27L26 101V104H27V106H29V102L30 101H28ZM141 100V99H140ZM143 100V99H142ZM143 100V101H144ZM147 100V99H146ZM229 100H230V98H229ZM75 101V100H74ZM77 101H78V99H77ZM88 101V100H87ZM213 101V100H212ZM79 102V101H78ZM73 103V102H72ZM85 103H86V101H85ZM103 103H105V102H103ZM212 103H215V101L214 102H212ZM218 103V102H217ZM220 103V102H219ZM71 104V103H70ZM4 104L2 103V100L0 99V114H1V111L3 110V108H4V106H3ZM36 105V104H35ZM86 105H87V103H86ZM138 105V104H137ZM193 105H195V104H191L190 103V100L189 99H184V100H182L181 102H180V108H181V106H184V108L185 107H188V108H191V106H193ZM217 105V104H216ZM235 105V104H234ZM56 106V105H55ZM63 106V105H62ZM100 106H102V105H100ZM106 105H103V108L102 109H104V111H105V109H106V107H105ZM197 106V105H196ZM52 107V106H51ZM88 107V106H87ZM198 107V106H197ZM197 107H195V109L197 108ZM20 108V111H19V113L21 112L22 114H24V108H22L21 106L19 107ZM33 108V107H32ZM32 108H30V109H32ZM137 108V107H136ZM188 108H187V110H188ZM192 108H194V106L192 107ZM226 108V109H225ZM236 108V107H235ZM34 109V108H33ZM32 109V110H33ZM58 109V108H57ZM62 110H63V107L61 108ZM183 108H181V110H182ZM199 109V108H198ZM51 110H53V109H51ZM62 110H61V112H62ZM101 110V109H100ZM179 110V109H178ZM177 110V111H178ZM180 110V111H181ZM222 110V111H221ZM239 110V109H238ZM58 111V110H57ZM82 110H80V112H81ZM103 110H102V112H104ZM137 111V112H136ZM179 111V112H180ZM237 112L236 110H233L232 112ZM59 112V111H58ZM112 112V111H111ZM183 112V111H182ZM184 112H185V117L187 116V111L186 110H184ZM198 112V111H197ZM202 112H203V110H202ZM201 112V113H202ZM33 113V112H32ZM57 113V112H56ZM178 113V112H177ZM188 113H190V111L188 110ZM21 114V115H22ZM103 114H107V109H106V111L103 113ZM111 114V113H110ZM143 114V113H142ZM57 115V114H56ZM177 115H179V114H177ZM201 115V114H200ZM18 116V115H17ZM72 116V115H71ZM181 115H179V117H180ZM182 116H184L183 115V113H182ZM19 117V116H18ZM17 117V118H18ZM73 117V116H72ZM139 117H140V115L138 116V119H139ZM185 117H184V119H185ZM198 117V116H197ZM238 117L239 118V120H237L236 118ZM57 118V117H56ZM137 118V117H136ZM181 118V117H180ZM179 118V119H180ZM187 118V117H186ZM192 118V117H191ZM190 118V119H191ZM22 119V118H21ZM107 119H106V121H107ZM201 119H198V120H201ZM19 120H20V117H19ZM23 120V119H22ZM19 121V122H22L23 123V121ZM58 120V119H57ZM102 120H103V118H102ZM102 120H101V118H100V120L99 121H101L102 122ZM108 120V121H109ZM181 121H183V122H185L183 119H180ZM105 121V122H106ZM140 121H141V118H140ZM139 120L137 121V122H139L138 124L140 125V124H142L141 122H140ZM145 121V120H144ZM218 121H219V119H218ZM237 123H236V122ZM2 122H3V120H2ZM25 122H26V120H25ZM63 122V121H62ZM100 122V123H101ZM170 122V121H169ZM201 122V123H202ZM9 123V122H8ZM7 122H3L2 124L0 123V132L3 134V135H6V137H8L7 136V133H8V130L9 129H11L10 128V126H9V124H8ZM52 123V122H51ZM54 123V122H53ZM106 123H108V122H106ZM113 123H115V124H113ZM172 123V122H171ZM199 124V122L197 123L196 121L193 123H191L190 122V124H188V122L187 123H184L185 124V126L187 125V128L189 129V133H191L192 132V134L194 133V135L196 134L195 132H197L198 133V136L197 135H195L197 138H199L200 137V139H203V137L204 138H206V136L207 135H205V136H203L202 135V133H203V131L204 130H202L203 128H200L199 126L200 125H202V124ZM251 123V122H250ZM24 124V123H23ZM60 124V123H59ZM103 125H104V122L102 123ZM170 124V123H169ZM169 124H167V125H169ZM199 124V125H198ZM102 125V126H103ZM166 125V124H165ZM174 125H176L175 123L172 125V126H174ZM204 125V124H203ZM206 125V126H207ZM217 125V124H216ZM219 125V124H218ZM50 126V125H49ZM98 126H99V124H98ZM141 126V125H140ZM171 125H169V127H170ZM177 126V125H176ZM222 126V125H221ZM53 127H54V125H53ZM104 128H103V130H105L106 132H109V131H107V130H109V129H107L108 127L107 126H103ZM160 127V126H159ZM164 127V126H163ZM167 127V126H166ZM179 127H180V125H179ZM179 127L177 126V128L179 129ZM218 127L219 126H217V129H218ZM102 128V127H101ZM142 128V127H141ZM147 128H148V126H147ZM165 128V127H164ZM172 127H170L169 129H171ZM209 127H207V129H208ZM223 128V127H222ZM145 129V128H144ZM144 129L142 130V131H144ZM166 129H168V128H166ZM205 129V128H204ZM210 129V128H209ZM212 129V128H211ZM210 129V130H211ZM216 128H215V130H217ZM220 129V128H219ZM55 130V129H54ZM138 130V129H137ZM141 130V129H140ZM140 130H138V131H140ZM177 130V129H176ZM175 130V131H176ZM206 130V129H205ZM221 130V129H220ZM104 131V132H105ZM169 131V130H168ZM186 131V130H185ZM186 131V132H187ZM194 131V132H193ZM219 131V130H218ZM222 131V130H221ZM50 132H52V131H50ZM100 132H101V130H100ZM141 132V131H140ZM139 132V133H140ZM146 132V131H145ZM199 132H201V133H199ZM254 132V131H253ZM0 133V140H2V138L4 137L2 134ZM103 133V132H102ZM110 133V132H109ZM175 133V132H174ZM178 133V132H177ZM185 133V132H184ZM204 133H205V131H204ZM219 133H221V132H219ZM254 133H256V132H254ZM10 134H12V133H10ZM53 134V133H52ZM51 134V135H52ZM57 134V133H56ZM162 134V133H161ZM187 134V133H186ZM192 134H191V136H192ZM58 135V134H57ZM65 135V134H64ZM163 135V134H162ZM161 135V136H162ZM167 135H168V133H167ZM170 135H171V133H170ZM174 135H176V134H174ZM203 137H202V136ZM3 136V137H2ZM54 136V135H53ZM138 136V135H137ZM135 136L137 139H139V138H141L140 136ZM165 136V135H164ZM187 136V135H186ZM190 136V135H189ZM190 136V137H191ZM194 136V137H195ZM221 136H222V134H221ZM255 136V135H254ZM64 137V136H63ZM163 137V136H162ZM161 137V138H162ZM182 137V136H181ZM202 137V138H201ZM223 137V136H222ZM256 137V136H255ZM254 137V138H255ZM59 138V137H58ZM145 138V137H144ZM192 138V137H191ZM196 138V139H197ZM253 138V137H252ZM4 139V138H3ZM19 139V138H18ZM61 139V138H60ZM116 139H118V138H116ZM142 139V138H141ZM141 139H139V140H141ZM168 139V138H167ZM169 139H170V137H169ZM174 139V138H173ZM177 139V141H179L178 140V138H176ZM192 140V139H191ZM190 140V141H191ZM204 140V139H203ZM202 140V141H203ZM217 140V139H216ZM223 140V139H222ZM259 140V139H258ZM12 141H14L13 139H12ZM170 141V140H169ZM181 141V140H180ZM187 141V138L185 139V142ZM22 142V141H21ZM62 142H63V140H62ZM182 142V141H181ZM188 143H189V140L187 141ZM193 142V141H192ZM198 142V141H197ZM232 142V141H231ZM12 143V142H11ZM17 143V142H16ZM23 143V142H22ZM125 143V142H124ZM203 143V142H202ZM250 143H251V141H250ZM254 143V142H253ZM5 144V143H4ZM21 144V143H20ZM173 144V143H172ZM184 144V143H183ZM183 144H181V145H183ZM191 144V143H190ZM207 145V147L205 146V145ZM203 144V148H202V144H199L200 145V147H199V153H202V154H205V157H206V153L207 152H209L210 153V155L212 156V153H213V155L214 154H216L217 156H215V157H217L216 158V160H217V162L214 160V163H215V165L218 163H223V160H225V159H227V155H224V151L222 152L223 153V155H221L220 153H221V149L224 147L223 146V144L221 145V146H223L222 148L220 147V143L218 144L213 138L212 139H209V138H207V139H205V143ZM23 145V144H22ZM124 145V144H123ZM10 146V145H9ZM15 146L16 147H18L16 144H15ZM133 146V145H132ZM135 146V145H134ZM133 146V147H134ZM195 146V145H194ZM16 147H15V149H14V151L12 150V151H10V156H11V158H16L17 156V154L16 153H19V151L20 150H18V148H17V150H16ZM167 147H169V146H167ZM173 147V146H172ZM174 147H175V145H174ZM181 147V146H180ZM184 147V146H183ZM183 147H181V149L183 148ZM186 147H188V146H186ZM192 147V149H196V148H193V145L191 146ZM206 147V148H205ZM260 147V146H259ZM11 148V147H10ZM177 148V147H176ZM175 148V149H176ZM188 148H190V146L188 147ZM227 147H225V149H226ZM13 149V148H12ZM112 149V148H111ZM173 149V148H172ZM180 149V148H179ZM224 149V150H225ZM168 150V149H167ZM171 150V149H170ZM177 150V149H176ZM208 150V151H207ZM229 150V149H228ZM24 151V150H23ZM174 151V150H173ZM173 151H171V152H173ZM179 151V150H178ZM181 151V150H180ZM196 151V150H195ZM211 151H214V152H216V153H214V152H211ZM231 151V150H230ZM113 152V151H112ZM168 153H169V151H167ZM178 153V152H177ZM180 153V152H179ZM177 154V155H180V154ZM208 153V154H209ZM227 153H230V152H227ZM14 154H16L15 156L16 157H14ZM24 155H25V153H23ZM110 154V153H109ZM171 154V153H170ZM174 154H176V152H174ZM173 154V155H174ZM220 154V155H219ZM169 155V154H168ZM200 155V154H199ZM228 155H230V154H228ZM18 156H19V154H18ZM112 156V155H111ZM121 156V155H120ZM119 156V157H120ZM203 156V155H202ZM202 156H200L201 157V160H202ZM209 156V155H208ZM3 157V156H2ZM194 157H196V155H194L193 156V158ZM200 157L198 158L199 160H200ZM214 157V158H215ZM10 158V160H12ZM18 158V157H17ZM121 158V157H120ZM195 159V158H194ZM211 158H209V160H210ZM237 159V158H236ZM1 160H2V158H1ZM15 160V159H14ZM117 160V159H116ZM197 160V159H196ZM198 160V161H199ZM205 160H208V159H206V158H204V161ZM229 160H231L230 158H229ZM241 160V159H240ZM3 161H5V160H3ZM13 161V160H12ZM172 162V161H171ZM208 162V161H207ZM210 162H212L213 163V161L211 160ZM12 163H14V161L12 162ZM46 163V162H45ZM202 163V162H201ZM204 163V162H203ZM206 163V162H205ZM204 163V164H205ZM213 163V164H214ZM246 163V162H245ZM41 164V163H40ZM137 164H139V163H136V164H134V165H132V167H128V178H127V186H126V188L124 187V189L122 190V188H119V186H118V188H117V185L115 184L114 185V187H116V189L117 190H115V193H114V190H113V195H115L116 194V200H117V202L116 203H114V205H112L113 204V202L111 203V206H109L110 205V203H109V201H107V200H105V201H107V204H106V202L105 203H101V205L99 204V203H95L90 209H87V213H86V215L84 216V217H82L78 222H77V224L75 225H72L71 226V228H69V229H67V230H65V231H63V229H62V231H58V234H56L55 236H51V233L49 232V230H50V227L52 228V226H49V224H46L48 221H50V217H51V213H52V211H50L51 209H49V211H50V213H47V212H49L48 211V208H50V207H46V206H44V205H46V204H49V203H51V202H49V203H47L49 200H47L46 199V201L44 200L45 199V197H46V195H47V190H49V194L52 192L51 190H53L54 191V189H55V187L57 188L58 187V189H59V186L57 185L58 183L56 182V180H54L55 179V177H54V179L52 178V176H50L49 175V171H47V169H49L50 167L47 165H44V161H43V165H42V170L44 169V171L42 172L43 174H45L44 176V178H42V179H45V187L47 188V190L46 191H44V192H46V194L43 192V190H42V188H40V186H38L37 185V183H32L31 181H32V179H30V177H28V175H33V173H36V172H34L33 170H32V167H31V169L29 168V166L27 167L28 169H30V170H28V169H26V171H25V173H23V174H20V173H17V175L18 176H20V177H26V178H24V179H22L19 183H16L14 186H12V187H8V189H7V192H5L6 193V197H7V200L10 202V204H9V202H8V205L9 206H11L12 208H10V207H4V209H3V207H2V209L3 210H8V212H9V218L10 219H14V218H12L13 216L12 215H14V214H18L20 217V220L22 219V222H23V220L25 221V223H24V226H26V227H28V228H30L32 231H33V234H35V238L34 239H32V240H30V238H32L33 236H30V238H26V241H16V243L14 244V245H16V246H14L12 243V241H11V244L13 245V246H9V245H6V243H4L3 244V238L4 237H6V234H7V236L9 237L10 236V234H9V232H7V233H5V231L4 230H9V225H7V226H4V228L3 227H1L0 226V243H2V244H0V262H2L3 264H121L120 262H123V261H125L124 262V264H168V263H170L168 260H171L170 258L172 257H170L169 256V252L171 253V251L173 252H176L179 256L181 255V258L180 259H183L184 258V260H187V261H184V260H180L179 259V261H184L183 263H181V262H179L180 264H185L186 262L188 263L189 261H191V262H193V264H210V263H208V261H210V259H208L207 257L209 256H207V257H205V256H203L204 254H206V252L204 253V254H202V253H200V252H202V251H195V252H193L194 250H192V251H190L193 247H195L193 244H192V242L191 241H187V240H189V238L186 240V239H184V238H180L179 239V237H178V235H179V227H177V229L174 227V228H172V226H166L161 220H162V216H164V214H163V209H162V206H161V204H162V202H164V200H162V198H163V196H165V192L164 193H162L163 194V196L162 197H160L159 198V204L157 205V210H155L154 209V207L155 206H149V203H147L145 200L146 199H148V198H146V195H147V193H148V190L150 191H152L153 193H155V194H158V195H162V194H159V192H158V186L153 182V179H155L156 181H158L159 182V180H161V179H163L164 181H165V179H164V176L163 177H159L158 175L156 176V178L154 177V178H150V177H152V175L151 176H149V178L152 180V182H153V186H152V182L151 183H147V179H148V176H147V179L144 177V176H142V172H143V174H144V169H140V167H139V165H137ZM235 164V163H234ZM210 165V164H209ZM214 165V166H215ZM226 165V164H225ZM229 165V164H228ZM237 165H238V163H237ZM37 166V165H36ZM35 166V167H36ZM166 165H164V166H162L163 168L165 167ZM168 167H169V165H167ZM166 166V168H168ZM235 166V165H234ZM1 167V166H0ZM34 167V168H35ZM37 167H39V166H37ZM93 167V166H92ZM91 167V168H92ZM172 167V166H171ZM175 167V166H174ZM181 167V166H180ZM204 167H206V165L204 166ZM204 167H202V171H205V170H203V168ZM213 167V166H212ZM212 167H210V168H212ZM217 167V165L215 166V168ZM220 167V166H219ZM222 167V166H221ZM228 167V166H227ZM247 167V166H246ZM39 168H41V166L39 167ZM39 168H37V169H39ZM96 168V167H95ZM94 168V169H95ZM194 168H196V167H194ZM242 168V167H241ZM93 169V168H92ZM181 169V168H180ZM198 169V168H197ZM200 169V168H199ZM208 169V168H207ZM206 169V172H208L206 175H209V173H210V176H208V177H210L209 179H208V181H206V177H205V181H202L203 183H201V184H196V185H194L195 183H193L191 180H190V182L188 183V182H186V180H184L185 181V183L183 184V186H180V185H178L179 186V188L177 187L176 189H175V191L173 192V194H172V196H176L177 198L179 197L181 200L180 201H182L183 202V205H184V207L185 208H183V210L181 209V205H179V204H177V203H171V206L176 210V209H179L180 208V210H182V212H181V214H184V217H185V215H187L188 216V214L189 213H191L192 215H193V217L195 218V217H197V218H199V219H201V221L203 222V223H211L212 225H211V228L212 229H214V232H213V235H211V234H209V233H207L206 234V236L208 235V237H211L212 239H215L216 240V238L217 239H220V236H219V231L222 229L221 228V224H222V222H223V214H221L220 212H227V211H229V212H232V211H234V212H237L238 214H240V213H247V212H250L249 211V209H251L250 207V205L251 204H254V203H249V202H251L248 198V200H249V202H246L245 203V199L244 200H241V201H239L240 203L238 204V206L237 205H234V206H231L233 203H231V205L229 204V206L227 207L226 205V203L225 204H222V205H220V204H218V201L217 202H215L214 200H213V198H212V195H214L213 193H212V195L211 194H208L207 195V199H205V197H204V199L203 198H198V197H194L193 195L195 194L194 192L195 191H197L198 192V190L200 189V193H199V195H201L202 194V192H206L207 193V189H206V185L204 184V182L206 183V182H209V185L212 183V187H213V185L214 184H216L217 186H219V182H220V179L221 178H223L222 176H219V177H213L212 175H211V172H212V170H207ZM217 169H219V168H217ZM239 169V168H238ZM28 170V171H27ZM40 170V169H39ZM88 170V169H87ZM86 170V171H87ZM90 170V169H89ZM98 170V169H97ZM190 170V169H189ZM188 169H187V171H188V173L191 171V174H193L192 173V170H190L189 171ZM222 170V169H221ZM0 171H1V169H0ZM36 171V170H35ZM47 171V172H46ZM177 171V170H176ZM185 171V170H184ZM201 171V170H200ZM199 171V172H200ZM254 170L253 169H251V168H249L248 167V171H247V173H245L246 172V170L244 171V173H245V175L247 174V176L246 177H243L242 179H244L246 182L247 181H250V180H252V181H254V179H255V174H254V172H253ZM39 172H41V170L39 171ZM45 172V173H44ZM90 172H91V170H90ZM164 172V171H163ZM166 172V171H165ZM178 172V171H177ZM186 172V171H185ZM206 172H204V173H206ZM243 171H241V173H242ZM249 172V173H248ZM38 173V172H37ZM42 173H41V175H42ZM87 173H89V172H86V174ZM96 173V172H95ZM107 173V172H106ZM110 173V172H109ZM108 173V174H109ZM113 172H111V174H112ZM204 173H198L199 175H204ZM214 173V172H213ZM91 174V173H90ZM93 174V173H92ZM168 173L166 172L164 175H165V177L166 176H168L167 175ZM3 175V174H2ZM38 175H40V174H38ZM40 175V177H42ZM84 175V174H83ZM89 175V174H88ZM145 175V174H144ZM188 175V174H187ZM193 175H197L195 172H194V174ZM191 176V177H194V176ZM146 176V175H145ZM170 176V175H169ZM198 176V175H197ZM22 177V178H23ZM39 176L36 178V180L37 179H39L40 178ZM115 177V176H114ZM171 177V176H170ZM174 177V176H173ZM173 177H171V178H173ZM188 177V176H187ZM190 177V178H191ZM237 177V176H236ZM3 179H4V177H2ZM200 178V177H199ZM238 178V177H237ZM114 179V178H113ZM170 179V178H169ZM169 179L167 178V181L166 182H168V186L169 185H171L172 183L169 181ZM175 179V178H174ZM186 179V178H185ZM192 179V178H191ZM198 179V178H197ZM1 180V179H0ZM177 180V179H176ZM192 180H195V181H197L196 179H192ZM24 181H26L27 182V184H28V187H25L24 185L26 184ZM34 181V180H33ZM90 181V180H89ZM146 182L145 184L144 183H141V182ZM155 181V182H156ZM174 181V180H173ZM179 181V180H178ZM187 181H189V180H187ZM198 181H200L199 179H198ZM219 181V182H218ZM225 181V180H224ZM255 181H256V179H255ZM92 182V181H91ZM157 182V183H158ZM163 182V181H162ZM161 182V183H162ZM176 182V181H175ZM182 182V181H181ZM201 182V181H200ZM218 182V183H217ZM239 182H241V181H238L237 183H238V186H239ZM24 185H23V184ZM39 183V182H38ZM84 183H85V181H84ZM118 183V182H117ZM120 183V182H119ZM141 183V185L143 184V185H145V187L147 186V184H149V185H151V186H149L150 188L152 187V189H150L148 186V188H147V193L145 192V191H142V192H144V194H142V192L141 191H139V190H143V188H145V187H139V184ZM222 183V182H221ZM243 183V182H242ZM41 184V183H40ZM91 184V183H90ZM121 184V183H120ZM180 184V183H179ZM194 186H192V185ZM233 184V183H232ZM235 184H236V182H235ZM235 184H234V186H235ZM124 185V184H123ZM208 185V186H209ZM215 185V186H216ZM220 185H222V184H220ZM225 185H227V184H225ZM229 185V184H228ZM237 185V184H236ZM243 185V184H242ZM244 186H246L245 184H244ZM112 187H113V183H112ZM121 187V186H120ZM196 187H197V189H196ZM210 187H211V185H210ZM229 187H231V186H229ZM240 187L242 188L243 186H239V188L237 187V190L238 189H240ZM24 188H27V189H24ZM169 188V187H168ZM175 188V186L173 187V189ZM217 188V187H216ZM146 189V188H145ZM170 189H172L171 187H170ZM172 189V190H173ZM211 189V188H210ZM214 189V188H213ZM223 189H224V187H223ZM228 189H230V188H228ZM234 189V188H233ZM215 190V189H214ZM234 190H236V188L234 189ZM243 188L241 189V190H239L240 192H238V191H236V192H238V194H234V195H239V193H242L243 191ZM51 191V192H50ZM122 191H123V193H122ZM163 191V190H162ZM216 191H218V188L216 189ZM110 192V191H109ZM139 192H141V194L139 193ZM170 192V191H169ZM177 192H179V193H177ZM235 192V193H236ZM111 193V192H110ZM121 193V194H120ZM161 193V192H160ZM166 193H167V191H166ZM206 193H205V195H206ZM210 193V192H209ZM219 193V192H218ZM230 193V192H229ZM245 193V192H244ZM45 194V195H44ZM74 194V193H73ZM140 194V195H139ZM171 195V192L170 193H167V195L166 196H169V195ZM180 196H179V195ZM243 194V193H242ZM75 195V194H74ZM135 195H137V196H135ZM143 195H145V197H144V199H142V196ZM190 195V196H189ZM204 195V196H205ZM49 196V195H48ZM47 196V197H48ZM72 196V194L70 195V197ZM75 196H77L78 197V195H75ZM191 196H193V197H191ZM195 196H197L196 194H195ZM202 196V195H201ZM246 196V195H245ZM254 196V195H253ZM73 197V199H74V202L76 201L77 202V204H75L74 202H70V203H74V205H78V203H79V207H82V208H84V204L82 203V200H81V198H80V196H79V198H77L76 199V197L74 198V196H72ZM159 197V196H158ZM191 197V198H190ZM247 197V196H246ZM248 197H250V196H248ZM252 197V196H251ZM255 197V196H254ZM257 197V196H256ZM51 197H49V199H50ZM114 198V197H113ZM146 198V199H145ZM193 198V199H192ZM198 200H197V199ZM5 198H3L2 200H4ZM70 199H72V198H70ZM72 199V200H73ZM167 199H169L168 197H167ZM166 199V200H167ZM195 199V200H194ZM231 199V198H230ZM242 199V198H241ZM246 199V200H247ZM252 199V198H251ZM258 199V198H257ZM71 200V201H72ZM235 200V199H234ZM240 200V199H239ZM253 200V199H252ZM58 200H56V202H57ZM67 201V200H66ZM69 201V200H68ZM68 201L67 202H65V203H68ZM112 201H114V200H112ZM168 201V200H167ZM243 201V202H242ZM63 202V201H62ZM61 202V203H62ZM172 202V201H171ZM233 202V201H232ZM237 202V201H236ZM260 202V201H259ZM59 203V202H58ZM106 204V205H105ZM181 204V203H180ZM234 204H236V203H234ZM256 204V203H255ZM254 204V205H255ZM259 204V203H258ZM51 205V204H50ZM66 204H64V207H65V209L67 208L66 206H65ZM71 205V204H70ZM117 205L119 206V205H121V206H119V207H123L124 205L126 206V208L125 209H127V208H130V210H133V211H135V212H133V213H138V215H137V219H138V216H139V218H140V222H139V224L137 225L136 224V226H138V233H139V236L141 237V235L143 236V239H141L140 241H132V243L130 244V242H127L126 241V237L129 235V233L128 234H125V233H123L124 232V228L126 227V229H128V228H130V226L128 225V224H125V227L122 229L121 227H119V226H117V224L120 222L119 220H116L117 219V212L116 211H118L119 209L117 208ZM225 205V206H224ZM257 205V204H256ZM42 206H44L45 208H47L46 210H47V212H46V214L44 213V215L43 216H41V218H42V220H44V222L43 221H41V222H43V224H41L40 223V221L39 222H37L36 220H38L39 218H35L34 217V219L33 220H35L36 222H33V220L31 219V217H32V212H33V209H34V211L36 210V212L37 213H39L44 207H42ZM58 206V205H57ZM73 206V205H72ZM71 206V207H72ZM78 206H76V207H78ZM106 206H108L107 208H106ZM237 207V208H234V210H232V208L233 207ZM13 207H15V208H13ZM37 207V208H36ZM42 208L41 210H38L37 211V209H40V208ZM54 207H56V205L54 206ZM75 207V206H74ZM73 207V209H75ZM183 207V206H182ZM229 209V207H232L231 208V210L229 209V210H227V208ZM254 207V206H253ZM1 208V207H0ZM123 208V209H124ZM62 209H63V205H62ZM56 210V209H55ZM64 210V209H63ZM43 212H45L44 210H42ZM65 211H67L68 212V210H65ZM72 211V210H71ZM105 211V212H104ZM125 211H127V210H125ZM0 212H3V211H0ZM43 212L42 213H40L41 215L43 214ZM116 212V213H115ZM65 213V212H64ZM128 213V212H127ZM131 213V212H130ZM1 214V213H0ZM34 214V213H33ZM54 214H55V212H54ZM116 214V215H115ZM132 214V213H131ZM191 214H189V216L191 215ZM30 215H31V217H30ZM191 215V216H192ZM186 216V217H187ZM189 216H188V218H189ZM190 216V217H191ZM43 217H44V219H43ZM131 217H132V215H131ZM182 217H183V215H182ZM183 217V218H184ZM5 217L1 214V216H0V222H5L6 224H9V218L7 219H4ZM128 218H130V217H128ZM187 218V220H189ZM192 218V217H191ZM51 219H53V217L51 218ZM125 219H126V216H125ZM134 219V218H133ZM199 219H198V221H199ZM31 220H32V222H31ZM127 221H128V219H126ZM130 220H132V219H130ZM195 220V219H194ZM197 220V219H196ZM195 220V221H196ZM53 221H54V219H53ZM139 221V220H138ZM193 221V220H192ZM197 221V222H198ZM201 221H199V222H201ZM3 222L1 223V224H3ZM133 222H134V220H133ZM133 222L131 223L132 225H133ZM185 222V221H184ZM187 222V221H186ZM199 222H198V224H199ZM4 223V224H5ZM58 224V223H57ZM121 224V223H120ZM130 224V223H129ZM135 224V223H134ZM183 224L184 223H182L180 226H183ZM190 224V223H189ZM195 224L197 225V223L195 222ZM194 224V222H193V226L195 225ZM123 225V224H122ZM188 225V224H187ZM191 225V224H190ZM201 225H202V223H201ZM200 225V226H201ZM121 226V225H120ZM178 226V225H177ZM199 226V225H198ZM6 227V228H5ZM12 227V226H11ZM10 227V228H11ZM54 227V226H53ZM128 227V228H127ZM191 227V226H190ZM197 227V226H196ZM54 228H58V227H54ZM134 228V227H133ZM159 228H160V230H162V231H159ZM120 229V230H119ZM192 229V228H191ZM55 230V229H54ZM57 230V229H56ZM121 231V230H123V234L121 233V232H119V231ZM128 230H130V229H128ZM133 230V229H132ZM135 230V229H134ZM155 230H158V231H155ZM131 231V230H130ZM178 231V232H177ZM193 231V230H192ZM16 232H18L17 230H16ZM55 231H53V229H52V233H54ZM132 232H134V231H132ZM3 233L5 234V235H3ZM136 233V232H135ZM161 233H164V234H162L163 235V237H164V239L165 240H167V242L170 244V246H169V248H166V249H168L167 251H164L165 249H163L162 247V249L163 250H161V248L160 247H158V245L160 244L161 245V243H163L162 241H160V240H162L161 239V237H162V235H161ZM168 234H170L171 236L170 237H168ZM2 235L4 236V237H2ZM58 235V236H57ZM123 235H124V237L125 238H123ZM248 235V234H247ZM134 236V235H133ZM166 236V237H165ZM2 237V238H1ZM7 237V238H8ZM53 237H57L56 239L59 241V243H60V248L58 249V251H55V253L53 254V256L51 255V257H52V259H51V257H50V259L48 260L47 258L46 259H42V258H40V256L39 255H41L40 253V251L42 250V248H43V246L47 243L48 244V241L49 240H51V239H55V238H53ZM162 237V238H163ZM6 238V239H7ZM187 238V237H186ZM227 237H225V238H223V244H225V245H228V243L229 242H231V241H229V242H227L226 239ZM3 239V240H2ZM9 239H10V237H9ZM23 239V238H22ZM191 239V238H190ZM225 239V240H224ZM242 239V238H241ZM249 239V238H248ZM263 239V238H262ZM15 240V239H14ZM210 240V239H209ZM221 240V239H220ZM245 240H247V239H245ZM173 241H175V243H173ZM182 241V242H181ZM237 241H239V240H237ZM5 242V241H4ZM138 242V243H137ZM247 242V241H246ZM232 243V242H231ZM230 243V244H231ZM234 243H236L235 241H234ZM234 243H232V244H234ZM247 243H249V242H247ZM253 243V242H252ZM262 243V242H261ZM71 245V247H72V251L70 252L69 251V248H68V245ZM242 244H243V242H242ZM81 245H83L84 246V248H85V251H83V252H81L80 250H79V247L81 246ZM243 245H245V244H243ZM242 245V246H243ZM247 245H250V244H247ZM165 246V245H164ZM251 246V245H250ZM262 246V245H261ZM166 247H167V245H166ZM187 247H190L189 249L187 248ZM223 247V246H222ZM236 247V246H235ZM238 247V246H237ZM244 248H245V246H243ZM248 247V246H247ZM165 248V247H164ZM220 248V247H219ZM228 248H230V247H228ZM228 248H225V246H224V250L225 249H228ZM249 248V247H248ZM254 248V247H253ZM252 248V249H253ZM222 249V250H223ZM237 249H239V248H237ZM251 249V248H250ZM250 249L248 250L249 252H251L250 251ZM254 249H256V248H254ZM253 249V250H254ZM209 250V249H208ZM232 250V249H231ZM207 251V250H206ZM218 251V250H217ZM226 251V250H225ZM224 251V252H225ZM239 251H241V250H239ZM247 251V252H248ZM255 251V250H254ZM262 251H264V250H262ZM197 252V253H196ZM210 252H211V250H210ZM209 252V253H210ZM219 252H220V250H219ZM248 252V253H249ZM256 252V251H255ZM255 252L253 253V254H249V255H255ZM45 253V252H44ZM227 253V252H226ZM263 253L264 252H262V255H263ZM43 254V253H42ZM173 254V253H172ZM201 254V255H200ZM210 254H212V253H210ZM220 254V253H219ZM224 253H222L221 254V256H220V258L222 257V255H223ZM44 255V254H43ZM133 255H135V257L134 258H131V256H133ZM174 255V254H173ZM178 255L176 256V254H175V258L178 260ZM261 255V252H259V255H257V253H256V256H260ZM45 256V255H44ZM212 256V255H211ZM210 256V257H211ZM245 256V255H244ZM247 256V255H246ZM170 257V258H169ZM174 257V256H173ZM183 257V258H182ZM230 256H228L227 257V255H225L224 256V258H222V259H225V258H227V260H228V258H229ZM169 258V259H168ZM219 257H218V259H220ZM254 258V257H253ZM252 258V260H248V261H245V263H247V262H250V261H252V263H254L255 261H258V258H256V259H253ZM260 258H262V257H260ZM37 259H39V260H37ZM123 259H125V260H123ZM126 259H127V261H126ZM246 259H248V258H246ZM245 259V260H246ZM46 260H48V261H46ZM51 260V261H50ZM122 260V261H121ZM176 260V262H177V264H179L178 263V261ZM189 260V261H188ZM226 260V261H227ZM172 261H173V258H172ZM215 261H217V259H215ZM225 261V260H224ZM48 262V263H47ZM175 262V261H174ZM174 262H171L172 264L174 263ZM188 263V264H192V263ZM219 262V261H218ZM220 262H221V259H220ZM1 263V264H2ZM176 264V263H175ZM227 264V263H226ZM230 264V263H229ZM248 264V263H247ZM255 264H257V262L255 263Z\"/></svg>", "mask_w": 264, "mask_h": 264}, {"label": "snow or ice", "instance_id": "snow-or-ice-1", "mask_svg": "<svg viewBox=\"0 0 264 264\" xmlns=\"http://www.w3.org/2000/svg\"><path fill=\"white\" fill-rule=\"evenodd\" d=\"M79 250H80L81 252L85 251V248H84V246H83V245H81V246L79 247Z\"/></svg>", "mask_w": 264, "mask_h": 264}, {"label": "clouds", "instance_id": "clouds-1", "mask_svg": "<svg viewBox=\"0 0 264 264\" xmlns=\"http://www.w3.org/2000/svg\"><path fill=\"white\" fill-rule=\"evenodd\" d=\"M68 248H69V251L71 252L72 251V247H71L70 244L68 245Z\"/></svg>", "mask_w": 264, "mask_h": 264}]
</instances>
